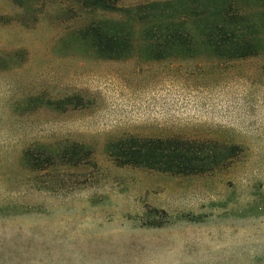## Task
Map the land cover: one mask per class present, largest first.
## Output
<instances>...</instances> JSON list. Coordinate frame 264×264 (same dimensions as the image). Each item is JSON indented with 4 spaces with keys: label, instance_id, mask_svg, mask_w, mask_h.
<instances>
[{
    "label": "rangeland",
    "instance_id": "1",
    "mask_svg": "<svg viewBox=\"0 0 264 264\" xmlns=\"http://www.w3.org/2000/svg\"><path fill=\"white\" fill-rule=\"evenodd\" d=\"M185 3L0 0V264H264V50L149 58L144 29L188 26ZM102 19L129 26L130 56L100 58L80 36ZM127 135L236 149L177 175L116 165L107 145ZM70 142L95 166L25 160Z\"/></svg>",
    "mask_w": 264,
    "mask_h": 264
},
{
    "label": "trees",
    "instance_id": "2",
    "mask_svg": "<svg viewBox=\"0 0 264 264\" xmlns=\"http://www.w3.org/2000/svg\"><path fill=\"white\" fill-rule=\"evenodd\" d=\"M87 9L120 11L119 0H74ZM188 26L168 20L144 29L149 58L164 59L198 54L202 45L212 55L226 60L253 57L264 50V0H181ZM80 36L94 53L104 59H122L133 51L132 32L124 21L102 19L83 27ZM67 99L66 101H68ZM64 102V101H62ZM236 145L226 149L181 137H139L127 135L110 141L107 151L118 166L130 165L177 175L212 171L229 164ZM223 152L226 154L224 156ZM25 151V160L38 169L45 166H78L95 163L92 149L70 142L50 148L35 157Z\"/></svg>",
    "mask_w": 264,
    "mask_h": 264
}]
</instances>
